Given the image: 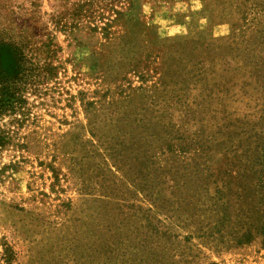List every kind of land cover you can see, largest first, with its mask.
I'll list each match as a JSON object with an SVG mask.
<instances>
[{
    "label": "rangeland",
    "instance_id": "374dc122",
    "mask_svg": "<svg viewBox=\"0 0 264 264\" xmlns=\"http://www.w3.org/2000/svg\"><path fill=\"white\" fill-rule=\"evenodd\" d=\"M0 42V264H264V0H0Z\"/></svg>",
    "mask_w": 264,
    "mask_h": 264
},
{
    "label": "trees",
    "instance_id": "16d2710c",
    "mask_svg": "<svg viewBox=\"0 0 264 264\" xmlns=\"http://www.w3.org/2000/svg\"><path fill=\"white\" fill-rule=\"evenodd\" d=\"M29 61L21 49L9 43L0 42V110L11 108L21 102L17 95V86L28 71ZM4 144V135L0 134V146ZM14 253L3 243L2 259L9 264Z\"/></svg>",
    "mask_w": 264,
    "mask_h": 264
}]
</instances>
